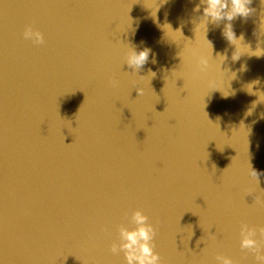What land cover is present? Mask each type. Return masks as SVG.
Instances as JSON below:
<instances>
[{
	"label": "clouds",
	"instance_id": "obj_1",
	"mask_svg": "<svg viewBox=\"0 0 264 264\" xmlns=\"http://www.w3.org/2000/svg\"><path fill=\"white\" fill-rule=\"evenodd\" d=\"M251 3L252 0H200V4L196 6L195 10L199 11L200 5H206L203 8L202 16L206 23L209 20L214 23L226 20L228 23L224 26L223 34L228 41L235 45V42L240 39H237L232 29L231 21L237 16L247 17L252 12V9L249 7ZM23 38L30 40L36 45H43L45 43L43 33L34 29L31 25L25 27ZM208 43L211 45L210 41ZM257 51L261 53L259 55L264 54L259 49ZM236 52L237 48L233 54V59L239 58L236 56ZM149 55L150 49L148 48L139 51L135 48H128L124 54V63L129 68H132L134 72H138L148 62ZM192 55L197 58L196 67L198 72H207L209 59L204 55H198L195 51ZM109 83L112 87L118 85V81L115 79L110 80ZM137 91L140 95L143 94L142 89L137 88ZM249 175L255 179L258 185L261 173L250 167ZM256 203H264V201L256 197ZM124 219L128 220L129 224L133 227L126 226L123 223L118 225V242L112 243L110 248L111 253L114 255L123 253L125 264H163L160 254L155 251L157 227L150 222L149 216L142 210L136 209L131 213L130 217L128 213H125ZM239 234L240 248L254 254L256 264H264V226L257 228L249 226L247 223H241ZM258 235L259 239H257ZM215 259L217 264H236L233 259L226 255H217Z\"/></svg>",
	"mask_w": 264,
	"mask_h": 264
}]
</instances>
